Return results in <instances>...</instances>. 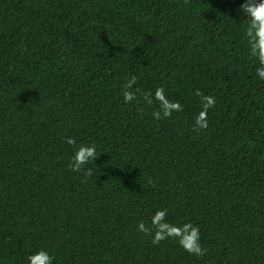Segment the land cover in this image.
Returning a JSON list of instances; mask_svg holds the SVG:
<instances>
[{"label": "trees", "instance_id": "trees-1", "mask_svg": "<svg viewBox=\"0 0 264 264\" xmlns=\"http://www.w3.org/2000/svg\"><path fill=\"white\" fill-rule=\"evenodd\" d=\"M243 2L0 0V264L41 249L53 264H264V81ZM157 87L183 111L155 120ZM197 90L216 98L200 132ZM81 144L97 146L89 178L69 168ZM165 209L200 228L205 256L137 231Z\"/></svg>", "mask_w": 264, "mask_h": 264}, {"label": "clouds", "instance_id": "clouds-1", "mask_svg": "<svg viewBox=\"0 0 264 264\" xmlns=\"http://www.w3.org/2000/svg\"><path fill=\"white\" fill-rule=\"evenodd\" d=\"M185 4L188 0H184ZM240 11L247 17L245 23L247 25L244 35L247 38L249 58H255L260 67L256 69L257 76L264 81V0H244ZM137 83V78L132 76L126 84L123 85V100L126 104L134 101L139 103L137 99L140 89L133 86ZM195 95L199 97L201 110L195 117L192 131L200 132L208 129V112L209 109L215 107L216 98L212 95H205L197 90ZM142 100L148 105L153 104V94L146 92L142 94ZM155 101L159 102V110L154 111L152 116L155 120L170 118L173 113L183 111L179 101H171L165 94L163 87H157L154 92ZM68 145L76 147V140L69 137L65 141ZM99 158L97 154V146L95 144H81L76 151L69 164V168L73 172L81 173L84 177L93 176V169L87 167L89 164L95 166V162ZM96 167V166H95ZM167 210H158L151 218V224L147 225L141 221L137 226V231L146 236H151V243L158 246L162 241L175 240L180 247L189 255L203 257L207 254L208 249L201 244L200 228L191 223H185L177 226L167 222ZM54 257L47 250H39L28 257L29 264H53Z\"/></svg>", "mask_w": 264, "mask_h": 264}]
</instances>
